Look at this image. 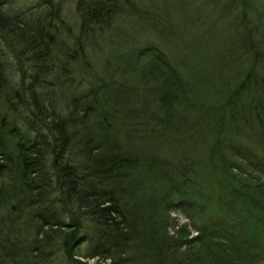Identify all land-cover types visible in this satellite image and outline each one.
<instances>
[{
	"label": "trees",
	"instance_id": "trees-1",
	"mask_svg": "<svg viewBox=\"0 0 264 264\" xmlns=\"http://www.w3.org/2000/svg\"><path fill=\"white\" fill-rule=\"evenodd\" d=\"M9 1L0 0V264H264V214L235 175L264 172V95L251 92L264 84V2L248 12V0H183L186 10L165 0L162 13L161 0H77L80 34L59 51L54 23ZM198 18L222 47L202 75L218 80L221 104H206L179 68L180 33ZM98 24L111 45L99 71L86 50ZM230 50L250 58L237 64ZM80 59L96 80L75 81Z\"/></svg>",
	"mask_w": 264,
	"mask_h": 264
},
{
	"label": "rangeland",
	"instance_id": "rangeland-1",
	"mask_svg": "<svg viewBox=\"0 0 264 264\" xmlns=\"http://www.w3.org/2000/svg\"><path fill=\"white\" fill-rule=\"evenodd\" d=\"M40 0H11L10 5H12V7L14 9H22V11L24 10V12H28L27 16H31L29 18H33V17H40L41 19H45L46 22H53L54 25L56 26L57 29H53V32H57L59 36L58 37V49L59 51H62V44L66 43H71L72 39L74 38H78L79 34H80V30H81V24H82V14L81 12L78 10L77 7V0H52V3L50 4V7L45 6L42 3H39ZM183 2V0H182ZM202 2V1H199ZM261 3L264 2V0H260ZM165 3V0H161V10L163 13V4ZM176 3V1H175ZM247 5H245V10H247L248 12H251L252 8L254 6H257L258 8H260L261 6H259V4L257 3V1L255 0H248V2L246 3ZM177 6V3H176ZM248 7V8H247ZM183 8L189 9V7L183 2ZM257 8V9H258ZM7 7H5V12H8ZM14 13H19L18 11L14 10ZM203 13V12H202ZM54 16H53V15ZM59 14V15H58ZM177 15V14H175ZM189 15V12L187 13V16ZM203 17V15L201 16ZM38 19V18H37ZM173 19H171L172 21ZM32 20H28V22L35 24L36 22H31ZM126 20L122 19V20H115L112 23H110V32L113 35V31L117 28L120 27V25L124 24ZM168 21V22H171ZM176 19L174 18V22L176 23ZM147 22V21H146ZM145 22V23H146ZM185 23V21H181V23ZM254 25L256 26V22L254 23ZM252 27V30H256V27ZM102 28V26L100 24H98L94 29V32H90L89 36H91L92 34V38L97 39L96 42L93 43H86V50L88 55H91V60L92 62L94 61V66L98 67V71L101 68L102 62L104 61V54L105 51L104 48L109 49V43L107 42V38L109 37V29L108 26L106 24H103V28L104 29H100ZM262 29V28H261ZM148 31V27L147 25H142L141 26V30L140 33L143 34L144 32ZM257 31V30H256ZM134 33V32H133ZM210 33V34H209ZM209 33L207 32V30H205L203 28V20L199 21V18L197 21L192 22L191 24H187V26L185 27V29L183 31H181V35L182 38H184V45L182 44L181 47H183L184 50H188V53L185 55L184 57V53L181 55V64L179 66V68H181L184 72V74L186 76H188L190 78V82L193 80L203 87V90H206L205 95L202 94V92L200 91V94H202V98H204V101L206 102V104H210L213 105L214 103H224L226 100V95L222 96V92H217L214 93L216 91H218L215 87L217 84H219L218 80L216 81V79H212V77L210 79L207 80H202V75L205 74L206 72H208L209 70H211L212 66H210L211 61L213 60L214 62H217L219 57L221 56L222 53V47H218L219 45H210V42L214 39L212 38L215 35V25L211 22L210 27H209ZM154 34V33H152ZM169 36H173L172 37V44L176 47L177 42H178V37L176 36V34L172 35L170 33H168ZM133 36V35H132ZM145 37V36H144ZM142 37V38H144ZM151 37V36H149ZM148 37V38H149ZM250 37H252L250 35ZM257 35L253 38H256ZM93 39V40H94ZM140 41H142L144 43V39H140ZM139 41V42H140ZM149 41V40H148ZM6 46V52H7V57L11 58V60H13L16 56L15 54L11 51L12 47L10 46V43H5ZM13 46V45H12ZM71 46V45H70ZM129 46V45H127ZM11 47V48H10ZM14 47V46H13ZM76 48V47H74ZM62 54V53H61ZM230 54L231 57L234 59V61L237 64H242L245 63L246 60H248L250 57L247 55H243L240 52H236L235 50H230ZM83 58V56H82ZM155 59V55L153 53H148V55L143 59L144 62L146 61H151ZM183 59H184V64H183ZM10 60V61H11ZM13 62V61H11ZM177 64V63H176ZM183 64V66H182ZM25 65H28L26 58L24 59V61L20 64L21 67H27ZM249 67H251V61H249V63L247 64ZM18 63L15 64V67H18ZM76 68L75 70L78 71L79 73H73L74 77L76 78L75 81H82V79H85L86 81H94L96 80V78H94V74L92 73H87L85 71V67H84V59H80L79 60V64L77 65H73V68ZM217 73L219 71H216ZM225 74H227L228 76H232L234 75L232 68H231V64L229 65V68L225 71ZM51 78L53 77H49V80H51ZM238 78V77H237ZM201 79V80H199ZM239 79L241 80V78L239 77ZM204 81V83H203ZM85 87V86H84ZM51 88V87H48ZM57 89V86L54 90ZM214 93V95L218 96L219 101L216 100L215 97H212L213 94L211 95V97L208 95V93ZM250 92V91H249ZM252 93L256 94V95H260L263 96L264 95V84L261 85L260 82V86L255 87L251 90ZM50 95V94H49ZM55 98H57L58 96L55 95ZM261 99V98H260ZM248 100H253L251 99V97H247L246 101ZM263 100V99H261ZM254 101V100H253ZM264 101V100H263ZM127 100L123 103L126 104ZM60 106H61V101H60ZM197 111V115H198V120L194 121V117L192 118V121L196 122L198 125L197 127L202 128L203 126H205V124L203 123V118L205 116V110L204 108L201 109H196ZM260 112L261 114L264 113V107L260 108ZM215 115L214 113L211 115V118L214 119ZM228 121V120H227ZM241 127L244 129L246 128L245 125H248V119L247 118H242L241 120ZM251 126V123L249 124V127ZM227 127V122H226V126ZM254 128L256 129L255 131H257V124L254 125ZM20 130L22 132H24V130L22 128H20ZM198 129H194V131L196 132ZM246 131L248 132V130L246 129ZM250 136H252L250 134V132H248ZM225 138V137H224ZM242 144V143H241ZM257 146L261 145L260 141H257L256 143ZM173 146V143H172ZM256 146V150L255 152L258 154L260 153V148H258ZM224 148H230L231 145L226 142L223 144ZM243 147L245 148V150H247L250 146L249 143H247L246 141L244 142ZM230 157L232 159L233 154L230 152ZM240 166H242L243 169H245L246 171H252L253 168L249 167V164L244 161L243 159H238L237 161ZM252 174L255 176V178L252 180H250L249 178L246 179L244 177V175H241V173L235 172V175L242 180L243 182V186L246 190H248L251 194L254 195V197H256L259 202H260V207L262 209V211L258 212V215L260 218H262L263 214H264V172L262 171H252ZM251 182V184H250ZM258 185H255V184ZM171 217L173 219V217L175 218H179V220L181 222H185L186 219V215L184 212H180V211H176V212H172ZM174 230V229H172ZM173 232V231H172ZM254 258V257H253ZM95 261H97V258L94 259H90V263H94ZM264 263V261H262Z\"/></svg>",
	"mask_w": 264,
	"mask_h": 264
}]
</instances>
